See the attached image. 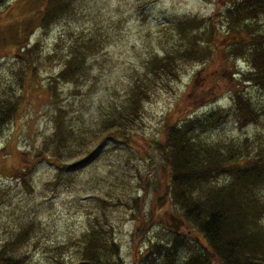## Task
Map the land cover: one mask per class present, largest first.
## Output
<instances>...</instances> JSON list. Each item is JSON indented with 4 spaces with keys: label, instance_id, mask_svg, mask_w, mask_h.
<instances>
[{
    "label": "rangeland",
    "instance_id": "1",
    "mask_svg": "<svg viewBox=\"0 0 264 264\" xmlns=\"http://www.w3.org/2000/svg\"><path fill=\"white\" fill-rule=\"evenodd\" d=\"M5 1L0 6V86L9 84L12 89H20L22 62L13 53L15 43L2 38L12 37L16 32L13 18L30 15L44 0ZM229 1L72 0V9L48 27L42 29L35 22L31 24L35 26L27 37V45L38 41L34 49L35 81L23 85L26 94L20 114L0 132V244L21 225L33 221L29 238L18 250L27 254L25 264H50L54 256L72 260L88 221L93 216H104L119 243L120 257L125 264H132L136 255L134 247L136 253H143L147 241H154V234L161 228L187 231L182 220H175L179 217L177 209L167 201L151 216L155 222L143 236L132 239L135 224L149 221L151 185L160 160L154 141L161 139L163 125L232 104L229 83L220 71L223 62L214 56L206 62L182 65L177 79H169L167 86L151 89L149 99L141 102L140 119L134 127L137 143L131 141L126 146L122 140H104L96 157L68 170L70 175L63 171L56 182L54 164L40 159L30 174L28 190L14 173L21 160L28 158L51 129L50 117L54 112L46 82L62 67L70 43L77 40L88 59L81 79L56 84L58 101L70 117L78 138L87 139L98 128L99 118L124 99L130 84L144 72L145 59L174 45L176 34L170 25L177 17L209 15L218 27L221 26L218 13ZM258 19V26L264 30V13ZM233 62H229V68L232 63L240 70L246 68L242 59ZM243 87L260 112L259 121L239 127L234 119L226 118L205 130L202 138L208 142L240 141L246 135L251 142L264 143V88L246 84ZM10 142L13 149L7 147L1 151ZM77 156L80 155H72L70 159ZM137 172L146 173L150 181L143 212L139 218H132L131 209L123 200L129 201L133 194L143 192ZM98 198L106 202L101 203Z\"/></svg>",
    "mask_w": 264,
    "mask_h": 264
},
{
    "label": "trees",
    "instance_id": "2",
    "mask_svg": "<svg viewBox=\"0 0 264 264\" xmlns=\"http://www.w3.org/2000/svg\"><path fill=\"white\" fill-rule=\"evenodd\" d=\"M4 2L0 0V6ZM71 7L72 0H44L30 15L13 18L16 32L2 39L15 43L13 53L22 62L19 81L23 84L20 89H12L9 84L0 86V132L20 114L26 94L23 85L35 81L34 49L38 41L27 45V37L35 26L31 24L35 22L42 29L48 27ZM220 11L218 27L209 15L177 17L170 25L176 34L174 45L145 59L144 72L130 84L124 99L99 118L98 128L87 139L78 138L70 117L58 101L56 84L81 79L88 59L77 40L70 43L62 67L46 82L54 112L50 117L51 129L28 158L21 160L14 173L28 190L30 174L40 159L54 164L56 182L63 171L70 175L68 170L96 157L104 140H122L126 146L131 141L137 143L134 127L140 119L141 102L149 99L151 89L167 86L169 79H177L182 65L206 62L213 56L221 60L220 71L229 83L232 104L163 125L161 139L154 141L160 160L151 185L149 221L135 224L132 239L143 236L155 222L151 216L167 201L177 209L187 231L161 228L154 234V241H147L143 253H136L134 247L136 255L132 264H264V143L251 142L246 135L240 141L212 142L201 136L226 118L234 119L239 127L259 121L260 112L243 86L264 88V30L257 23L264 13V0H230ZM236 59L245 61L246 68H235ZM228 61L233 62L230 68ZM26 70L31 73L28 75ZM13 146L10 142L1 151ZM140 147L144 149L143 145ZM72 155L80 156L70 159ZM137 176L143 192L129 197L130 202L123 200L131 209L132 218H139L143 212L150 181L146 173L137 172ZM98 200L106 202L102 198ZM88 224L74 259L54 256L50 264H125L106 217L93 216ZM33 225V221L23 224L2 240L0 264H25L28 256L18 250L29 238Z\"/></svg>",
    "mask_w": 264,
    "mask_h": 264
},
{
    "label": "water",
    "instance_id": "3",
    "mask_svg": "<svg viewBox=\"0 0 264 264\" xmlns=\"http://www.w3.org/2000/svg\"><path fill=\"white\" fill-rule=\"evenodd\" d=\"M175 220H177V221H181V220L179 219V217H176Z\"/></svg>",
    "mask_w": 264,
    "mask_h": 264
}]
</instances>
